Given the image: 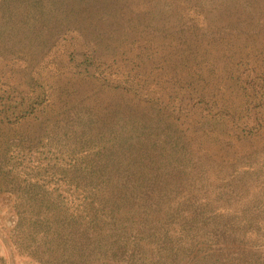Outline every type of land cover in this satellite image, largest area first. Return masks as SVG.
<instances>
[{
	"label": "trees",
	"instance_id": "trees-1",
	"mask_svg": "<svg viewBox=\"0 0 264 264\" xmlns=\"http://www.w3.org/2000/svg\"><path fill=\"white\" fill-rule=\"evenodd\" d=\"M0 198V264H264V0H0Z\"/></svg>",
	"mask_w": 264,
	"mask_h": 264
},
{
	"label": "rangeland",
	"instance_id": "rangeland-1",
	"mask_svg": "<svg viewBox=\"0 0 264 264\" xmlns=\"http://www.w3.org/2000/svg\"><path fill=\"white\" fill-rule=\"evenodd\" d=\"M263 154L258 155V159H262ZM6 204L4 203L3 199L0 198V235H5L6 234V229L9 227L10 221L8 222L7 220V214L8 212L6 211ZM0 251L5 252L4 248L1 246ZM9 264H34L33 262H26L20 257H13L12 260L10 261Z\"/></svg>",
	"mask_w": 264,
	"mask_h": 264
}]
</instances>
